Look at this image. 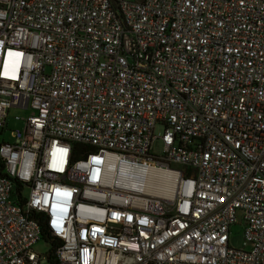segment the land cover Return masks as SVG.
<instances>
[{
    "label": "built area",
    "instance_id": "obj_1",
    "mask_svg": "<svg viewBox=\"0 0 264 264\" xmlns=\"http://www.w3.org/2000/svg\"><path fill=\"white\" fill-rule=\"evenodd\" d=\"M11 108L0 264H264V0H0Z\"/></svg>",
    "mask_w": 264,
    "mask_h": 264
},
{
    "label": "rangeland",
    "instance_id": "obj_2",
    "mask_svg": "<svg viewBox=\"0 0 264 264\" xmlns=\"http://www.w3.org/2000/svg\"><path fill=\"white\" fill-rule=\"evenodd\" d=\"M136 2H141L142 0H132ZM29 112L25 110H20L16 108H11L8 112L7 120H6V129H3V131H0V144L2 142H8L12 143L11 138V132L15 131L17 129H22L23 122L22 119L26 118L28 116ZM163 133V129L160 126H156L153 135L155 136L156 140L153 142L151 147V153L150 155L153 157H162L163 155V145L159 138L161 137ZM158 138V139H157ZM29 194V191L26 190L24 192V196L27 197ZM240 216L236 217L237 224L232 226L230 229V235H229V245L230 247L239 249L242 247V231L243 227L240 225ZM34 251L40 256H45L47 252L49 251V246L45 244L43 241L38 242L34 246Z\"/></svg>",
    "mask_w": 264,
    "mask_h": 264
},
{
    "label": "trees",
    "instance_id": "obj_3",
    "mask_svg": "<svg viewBox=\"0 0 264 264\" xmlns=\"http://www.w3.org/2000/svg\"><path fill=\"white\" fill-rule=\"evenodd\" d=\"M75 147H78V145H76ZM41 227V239L43 242L47 243L49 246V251L47 252V261L48 264H57L55 257H54V253L58 247V243L54 241V239H52L46 232L45 227H43L42 225H40Z\"/></svg>",
    "mask_w": 264,
    "mask_h": 264
}]
</instances>
